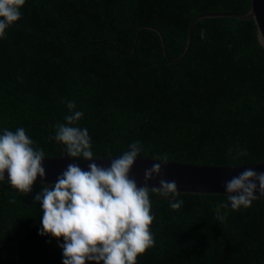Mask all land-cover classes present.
Here are the masks:
<instances>
[{"label": "trees", "instance_id": "obj_1", "mask_svg": "<svg viewBox=\"0 0 264 264\" xmlns=\"http://www.w3.org/2000/svg\"><path fill=\"white\" fill-rule=\"evenodd\" d=\"M250 9L251 0H25L0 38V135L23 127L45 158L61 157L55 125L74 101L84 113L74 126L88 130L94 158H118L139 141L137 158L264 161V47L254 19H199L187 55L167 59L184 53L196 16ZM241 148L247 155L233 159ZM40 191L0 181V264H62V238L39 234ZM149 195L154 246L136 264H264V198L217 212L227 194Z\"/></svg>", "mask_w": 264, "mask_h": 264}, {"label": "clouds", "instance_id": "obj_2", "mask_svg": "<svg viewBox=\"0 0 264 264\" xmlns=\"http://www.w3.org/2000/svg\"><path fill=\"white\" fill-rule=\"evenodd\" d=\"M24 3L25 0H0V38H6V29L20 19ZM66 103L72 114L65 117V123L55 125L54 139L65 146L68 157L94 161L88 130L74 126L84 113L72 111L76 109L74 101ZM34 143L23 127L5 129L0 135V181L7 173L8 183L21 194L30 193L38 177L41 181L46 178L45 152ZM141 151L142 145L136 141L107 167L93 162L84 170L77 163H69L55 183H41V191L34 197L42 210L39 234L62 238L63 243L58 245L62 264H136L137 256L154 246L149 230L154 219L149 194L157 192L169 197L179 196V192L175 180L162 178V165L169 160L167 153L153 157L159 163L145 169L144 184L137 185L130 172ZM246 155L241 148L233 159ZM157 177H161L159 186L149 188L148 181ZM223 186L228 204L218 205L217 212L229 204L233 211L247 209L264 196V172L246 169ZM257 191L259 197L254 194ZM182 204V200H175L170 207L179 210Z\"/></svg>", "mask_w": 264, "mask_h": 264}, {"label": "water", "instance_id": "obj_3", "mask_svg": "<svg viewBox=\"0 0 264 264\" xmlns=\"http://www.w3.org/2000/svg\"><path fill=\"white\" fill-rule=\"evenodd\" d=\"M234 16L237 18L251 19L253 18L257 27V35L260 44L264 47V0H251V9L246 14L234 13V12H214L206 13L196 16L190 25L189 29V40L188 46L184 53L177 58L167 57L169 62H175L184 58L189 52L192 40L193 32L196 22L199 19L211 16ZM166 54V52H165ZM116 159V157L108 158H95L94 161H85L82 158H70L67 156L66 152L63 153L61 157L57 158H44L43 166L46 172V178L44 181H41L40 178H37L35 183L41 184H53L56 181L57 176H59L69 163H77L79 166L87 170L89 163H97L107 167L110 162ZM153 163H159L147 158H137L135 164L133 165L130 177L135 178L138 186H143L144 179L143 173L144 170L150 168ZM163 174L162 178L166 181L175 180L177 183L178 192H189V193H222L225 192L224 183L231 179L233 176H236L243 172L246 169H253L255 171L264 172V161L250 164V165H237V166H214V165H192V164H183L176 162H169L162 165ZM161 177H157L156 180H149L148 187H158V180ZM5 180H7V173H5ZM258 197L260 196L257 191L254 193ZM264 198V196H260Z\"/></svg>", "mask_w": 264, "mask_h": 264}]
</instances>
